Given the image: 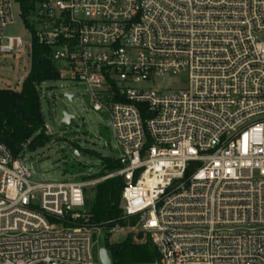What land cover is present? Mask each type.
Masks as SVG:
<instances>
[{"label": "built area", "instance_id": "2783aa9c", "mask_svg": "<svg viewBox=\"0 0 264 264\" xmlns=\"http://www.w3.org/2000/svg\"><path fill=\"white\" fill-rule=\"evenodd\" d=\"M15 1L0 0V54L31 57L4 34ZM29 3L59 79L109 117L120 166L104 179L123 178L154 264H264V0ZM36 174L0 141V264H103L99 227L77 223L98 181Z\"/></svg>", "mask_w": 264, "mask_h": 264}, {"label": "rangeland", "instance_id": "374dc122", "mask_svg": "<svg viewBox=\"0 0 264 264\" xmlns=\"http://www.w3.org/2000/svg\"><path fill=\"white\" fill-rule=\"evenodd\" d=\"M12 14L13 22L5 28V36H19L24 43H31L33 33L24 22L23 9L18 1L13 3ZM32 21L31 16V24ZM35 28L39 29V26L36 24ZM30 68L31 57L28 45L19 54H0V89L19 90ZM175 80L166 77L165 86L172 87ZM38 90L45 123L44 133L48 136V143L33 152L26 150L21 156L28 163H33L37 171L35 178L38 180L98 181L85 188L87 202L82 213L87 217L95 201L98 183L104 181L105 176L114 173L112 171L101 176L104 159L120 157L109 117L105 113L91 109L87 88L75 80L62 78L44 81ZM66 94L73 95V98L70 99ZM64 111L74 115L72 124L68 127L61 122ZM111 178L113 177L107 179ZM83 217L78 219L82 221L80 224L86 223V217ZM134 218L138 217L127 216L128 221ZM137 227L139 220L135 226L128 224L127 227L116 229L109 235L101 228L93 231L97 234L95 254L106 245L107 237L110 244H116L123 241L129 233H141L135 230ZM109 254L111 255L110 251Z\"/></svg>", "mask_w": 264, "mask_h": 264}, {"label": "trees", "instance_id": "16d2710c", "mask_svg": "<svg viewBox=\"0 0 264 264\" xmlns=\"http://www.w3.org/2000/svg\"><path fill=\"white\" fill-rule=\"evenodd\" d=\"M23 9V18L28 14L29 0H17ZM51 45L44 37L33 34L31 68L19 90L0 89V141L12 151L14 157L26 150L33 152L48 143L44 133L45 123L41 109L38 86L44 81L57 80L59 74ZM120 166L115 159L105 158L101 176L115 171ZM86 178V177H83ZM124 181L116 176L105 179L96 187L95 201L91 205L89 226L99 227L108 235L128 224L135 226L138 218L127 220L122 207ZM82 221H78L80 224ZM105 247L111 252L114 264H154L159 252L150 239L143 241V233H129L116 244H110L107 237Z\"/></svg>", "mask_w": 264, "mask_h": 264}, {"label": "water", "instance_id": "95a60500", "mask_svg": "<svg viewBox=\"0 0 264 264\" xmlns=\"http://www.w3.org/2000/svg\"><path fill=\"white\" fill-rule=\"evenodd\" d=\"M67 97L72 99L73 95L66 94ZM74 119V115L68 113L67 111L63 112L62 124L65 126H70L72 124V120ZM99 258L103 264H112V259L109 255V250L104 246L99 249Z\"/></svg>", "mask_w": 264, "mask_h": 264}]
</instances>
